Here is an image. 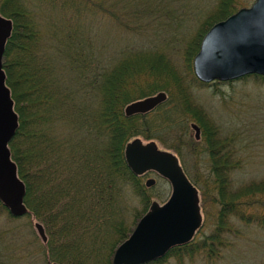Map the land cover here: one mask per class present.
I'll use <instances>...</instances> for the list:
<instances>
[{"label": "trees", "instance_id": "trees-1", "mask_svg": "<svg viewBox=\"0 0 264 264\" xmlns=\"http://www.w3.org/2000/svg\"><path fill=\"white\" fill-rule=\"evenodd\" d=\"M104 1L0 0V14L12 21L2 66L18 115V128L8 146L25 186L24 217L30 224L40 222L47 236L46 242L38 241L44 262L112 264L114 250L153 201L143 181L146 173L135 175L125 160L126 143L137 137L176 154L202 200L208 194L207 180L211 182L217 208L213 230L204 239L195 242L198 230L188 243L170 248L163 258L148 264L161 263L165 257L179 261L202 251L214 254L222 235L234 231L230 218L264 227V212L247 213L264 210V180L235 188L232 172L239 159L234 160L225 140L217 138L216 128L190 93L195 83H204L195 78L189 62L206 31L238 9L235 0H217L201 23L197 41L187 51L188 82L171 72L166 61L167 69L163 63L156 71L162 55L146 60L148 55L133 49L123 51L126 56L118 62H103L89 37L86 14L100 9L118 25L124 24L120 15H127L124 31L131 35L142 27L137 23L141 15L130 14L136 9L133 4L113 0L109 8ZM143 75L146 80L137 84ZM249 77L264 81V76L255 74L241 79ZM159 91L167 97L153 110L125 115L129 102ZM191 122L201 128L198 140ZM200 142L204 149L197 148ZM195 157L207 158L203 184L187 168V160ZM123 191L140 205L130 215ZM0 208L8 212L1 202Z\"/></svg>", "mask_w": 264, "mask_h": 264}, {"label": "rangeland", "instance_id": "rangeland-1", "mask_svg": "<svg viewBox=\"0 0 264 264\" xmlns=\"http://www.w3.org/2000/svg\"><path fill=\"white\" fill-rule=\"evenodd\" d=\"M112 1L105 0L103 6L110 8ZM125 2L136 8L130 14L141 15L137 23L142 27L137 35L124 31V24L129 21L127 15H120V22H124L120 25L108 13L97 8L92 10L91 16L85 15L89 37L103 62H118L126 56L121 54L123 51L133 49L136 53L148 55L150 58L146 60L162 55L163 60L156 71L160 72L166 61L168 64L165 63V68L167 64L171 72L188 82V47H194L201 23L213 12L217 0H121V3ZM252 2L253 0H235V7H247ZM192 60L189 62L191 65ZM146 66L145 70H148V65ZM145 80L144 75L136 79L140 85ZM217 82L195 83L190 88L192 100L202 109L208 123L216 128L217 138L225 140L226 148L234 153V160L239 159L238 167L232 172L235 188L251 181L264 180V81L249 77ZM192 134L194 135L193 131ZM141 140L143 143L148 142ZM197 148L204 149L203 142ZM206 160V157L187 160V168L201 184L208 174ZM148 177L156 179L155 184L148 187L151 199L157 203L163 202L171 190L169 182L152 172L146 174L143 181ZM207 183L209 189L205 200H202L203 196L198 192L203 223L195 235L197 243L212 232L217 210L213 202L215 192L211 182L207 180ZM122 194L129 215L133 208L140 209V205L129 198V192L123 191ZM252 212L263 213L264 210H247V213ZM129 215L127 218L130 220ZM228 222L234 231L222 235V241L214 254L208 256L202 251L192 257H182L179 261L165 257L164 261L155 264H264V227L255 221L246 224L237 218H230ZM33 223L31 221L30 224L24 216L12 217L0 208V264H46L38 247L40 238Z\"/></svg>", "mask_w": 264, "mask_h": 264}, {"label": "water", "instance_id": "water-1", "mask_svg": "<svg viewBox=\"0 0 264 264\" xmlns=\"http://www.w3.org/2000/svg\"><path fill=\"white\" fill-rule=\"evenodd\" d=\"M12 31V21L0 14V202L13 217L24 216L25 186L11 158L9 141L18 128V115L6 74L2 66L5 44ZM194 76L202 83L233 81L246 75L264 76V0H253L226 18L215 22L201 39L192 60ZM164 91L129 102L127 116L144 114L165 101ZM195 139L200 127L191 122ZM124 156L135 175L155 172L170 184L171 190L163 203L152 201L149 209L138 219L132 232L114 250L112 264H148L163 258L168 250L188 243L202 225L198 189L171 151L161 150L156 142L143 143L140 138L128 141ZM156 182L149 177L146 187ZM42 242H46L43 225L33 224Z\"/></svg>", "mask_w": 264, "mask_h": 264}, {"label": "flooded vegetation", "instance_id": "flooded-vegetation-1", "mask_svg": "<svg viewBox=\"0 0 264 264\" xmlns=\"http://www.w3.org/2000/svg\"><path fill=\"white\" fill-rule=\"evenodd\" d=\"M198 125V124H197ZM199 126V125H198ZM200 127V126H199ZM192 130V129H191ZM200 137H201V128H200ZM132 140V139H131ZM147 174V173H146ZM144 184H145V182H144Z\"/></svg>", "mask_w": 264, "mask_h": 264}]
</instances>
